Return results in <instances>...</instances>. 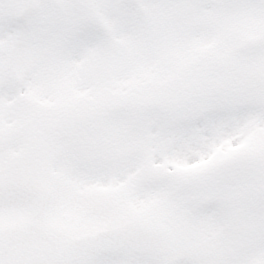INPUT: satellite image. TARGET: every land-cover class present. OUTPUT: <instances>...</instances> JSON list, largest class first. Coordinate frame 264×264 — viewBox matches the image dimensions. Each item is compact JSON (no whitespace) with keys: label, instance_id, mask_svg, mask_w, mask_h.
<instances>
[{"label":"snow or ice","instance_id":"6c2138e0","mask_svg":"<svg viewBox=\"0 0 264 264\" xmlns=\"http://www.w3.org/2000/svg\"><path fill=\"white\" fill-rule=\"evenodd\" d=\"M0 264H264V0H0Z\"/></svg>","mask_w":264,"mask_h":264}]
</instances>
